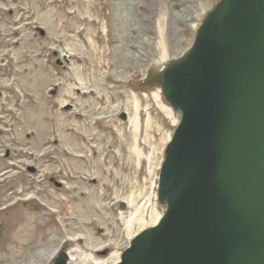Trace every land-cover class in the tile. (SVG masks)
Returning <instances> with one entry per match:
<instances>
[{"label":"rangeland","instance_id":"1","mask_svg":"<svg viewBox=\"0 0 264 264\" xmlns=\"http://www.w3.org/2000/svg\"><path fill=\"white\" fill-rule=\"evenodd\" d=\"M218 2L0 0V264H115L165 212L161 71Z\"/></svg>","mask_w":264,"mask_h":264},{"label":"water","instance_id":"2","mask_svg":"<svg viewBox=\"0 0 264 264\" xmlns=\"http://www.w3.org/2000/svg\"><path fill=\"white\" fill-rule=\"evenodd\" d=\"M160 82L180 113L159 174L166 210L115 264H264V0H220Z\"/></svg>","mask_w":264,"mask_h":264},{"label":"bare ground","instance_id":"3","mask_svg":"<svg viewBox=\"0 0 264 264\" xmlns=\"http://www.w3.org/2000/svg\"><path fill=\"white\" fill-rule=\"evenodd\" d=\"M181 55V54H180ZM176 56V55H175ZM180 56L179 55H177V57L176 58H179ZM69 92V91H68ZM165 112H166V114H168L169 116H171L172 115V110H171V108L170 107H166L165 108ZM57 116V115H56ZM176 123H177V120H174ZM40 124V123H39ZM43 124V123H42ZM174 132V131H173ZM160 215H158V217L154 220V222L151 224V225H154V224H156L157 223V221L160 219ZM131 224H132V221H130V226H131ZM144 229V228H143ZM142 230V229H141ZM140 230V231H141ZM136 234V233H135ZM135 234H133V235H135ZM63 242L64 241H61V243L60 244H58V246L55 248V249H53L52 247H42L41 249H39L38 251H37V254H36V256H35V259H31L30 260V263H32V264H38V263H41L42 261H44V260H47V259H51L57 252H58V250H60V248H61V246L63 245ZM69 253V255H70V260H69V263L68 264H72V262L71 261H75V257L73 256V254H72V252H68ZM94 256H92L90 259H92V261H95L94 260V258H93ZM88 259V258H87ZM117 262V261H116Z\"/></svg>","mask_w":264,"mask_h":264},{"label":"trees","instance_id":"4","mask_svg":"<svg viewBox=\"0 0 264 264\" xmlns=\"http://www.w3.org/2000/svg\"><path fill=\"white\" fill-rule=\"evenodd\" d=\"M1 235H2V226L0 225V238H1Z\"/></svg>","mask_w":264,"mask_h":264}]
</instances>
